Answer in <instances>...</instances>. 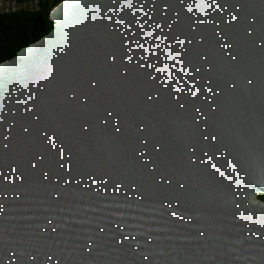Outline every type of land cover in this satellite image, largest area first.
<instances>
[{"label":"water","instance_id":"water-1","mask_svg":"<svg viewBox=\"0 0 264 264\" xmlns=\"http://www.w3.org/2000/svg\"><path fill=\"white\" fill-rule=\"evenodd\" d=\"M0 63V264H264V0H64Z\"/></svg>","mask_w":264,"mask_h":264},{"label":"trees","instance_id":"trees-1","mask_svg":"<svg viewBox=\"0 0 264 264\" xmlns=\"http://www.w3.org/2000/svg\"><path fill=\"white\" fill-rule=\"evenodd\" d=\"M62 1L40 0V9L35 12L0 13V63L47 35L54 25L50 12Z\"/></svg>","mask_w":264,"mask_h":264},{"label":"built area","instance_id":"built-area-1","mask_svg":"<svg viewBox=\"0 0 264 264\" xmlns=\"http://www.w3.org/2000/svg\"><path fill=\"white\" fill-rule=\"evenodd\" d=\"M40 9V0H0L1 14L35 12Z\"/></svg>","mask_w":264,"mask_h":264},{"label":"rangeland","instance_id":"rangeland-1","mask_svg":"<svg viewBox=\"0 0 264 264\" xmlns=\"http://www.w3.org/2000/svg\"><path fill=\"white\" fill-rule=\"evenodd\" d=\"M253 202H261L264 204V194H258L253 198Z\"/></svg>","mask_w":264,"mask_h":264}]
</instances>
